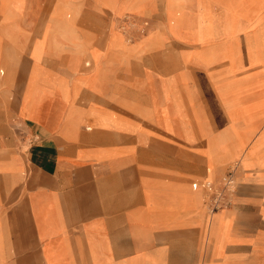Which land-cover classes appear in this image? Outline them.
<instances>
[{
    "label": "crops",
    "instance_id": "0c3cea01",
    "mask_svg": "<svg viewBox=\"0 0 264 264\" xmlns=\"http://www.w3.org/2000/svg\"><path fill=\"white\" fill-rule=\"evenodd\" d=\"M161 1L147 0L143 14L160 9L165 21ZM92 12L102 22L105 13H113L97 0ZM16 22L15 55L10 56L15 63L7 78H2L1 70L6 68L0 64V125L6 107L21 130L18 137H28L29 145L23 154L14 137L0 132V221L7 232L10 222L15 224L20 263L28 256L31 264H47L46 251H65L69 264H129L134 258L159 254L164 264H207V213L200 188L206 181V156L199 150L202 139L212 154V181H219L225 165L239 164L230 204L214 217L213 228L209 225V251L216 221H229L226 253L245 254V260H255L264 233V177L257 175L264 173V165L259 166L258 161L264 157V3L209 0V43L252 45L248 47V64L253 60V69L243 71L251 70L256 83L247 87L225 84L220 75L225 69L228 76L226 60L208 66V73L204 74L202 67L198 72L199 54L190 43L172 36H141L132 42L123 37L124 42L141 46L122 54L108 48L111 40L116 42L111 38L115 31L100 36L101 31L94 29L95 36L80 35L85 53L77 72L69 68V48L54 54L49 39L47 51L34 63L29 47L42 25L38 20L29 21L32 29L22 31ZM46 23L48 33L64 24ZM5 28L0 25L2 52L10 45ZM182 43L190 44L192 52L187 64L180 59L181 51L174 52ZM153 44L164 46L150 47ZM155 49L166 56L138 68V62ZM92 53L100 68L88 84L80 83L86 74L83 61ZM0 60L3 63L2 54ZM33 70L37 76L34 90L43 94L29 117L21 100ZM198 75L208 103V127L204 128L208 136L201 140L195 124V111L200 110L195 95ZM237 75L240 82L249 79L239 76L243 73ZM181 76L187 78L186 85ZM59 82L72 94L76 91L74 101L62 97ZM224 91L238 93L235 97L241 102L236 109L227 110L224 96L221 99L218 94ZM5 92L10 94L7 100ZM246 92L258 101L250 100L257 103L253 107L258 113L249 121H245ZM189 97L192 105L187 104ZM182 125L192 133L182 132ZM239 134L245 136L242 143ZM6 154L7 158H2ZM182 155L200 166L183 165ZM239 159H246L247 167ZM7 166L13 169H5ZM192 177H202V181L192 182L190 189L188 179ZM182 249L189 254H182ZM13 257L8 263H14Z\"/></svg>",
    "mask_w": 264,
    "mask_h": 264
},
{
    "label": "rangeland",
    "instance_id": "374dc122",
    "mask_svg": "<svg viewBox=\"0 0 264 264\" xmlns=\"http://www.w3.org/2000/svg\"><path fill=\"white\" fill-rule=\"evenodd\" d=\"M93 1L94 0H0V25L6 26L4 30V36L10 43V45H8L3 50V52L0 50V54L4 56V61L2 63L0 60V64H2L3 68L7 69L1 70V73L4 74L2 78H7L9 72H11L15 63V60L10 59V56L15 55V42L13 41V38L16 36V21H18L20 25L19 27L22 31H28L32 29L28 28L29 21L36 22L38 20L40 21L42 28L38 34V37L30 44L29 47V55L32 57L34 63L39 62L40 58L45 54V51H47L48 47H46L47 45L45 43L49 39V43L52 42L51 49L54 54L62 53L66 50L65 47L69 48L67 52L70 55L71 59L69 68L73 72H77V67L80 63V57L85 53V49L81 44L80 35L84 33H91L95 36L96 33L94 32V29H96L101 31L100 36H105L108 34V31L113 30L116 32V34H111V38H115L116 42L113 43V40H111L108 45V48H113L114 50L122 54L128 51L138 50V47L141 46V44H137L136 42H127L135 41L141 36H150L155 38L172 36L181 41L190 43L193 46L195 52L199 54L197 56V62L199 64H197V66H200L198 67V72L201 71L200 68L202 67V72L204 74L208 73V66L215 64L219 61L226 60L227 62L225 63L224 67L229 69V72L226 70L228 76H225V69H223L224 72L222 70L220 75L221 77H224L225 84H229L231 87H234V85L237 84H246L247 87L251 85L253 86V84L256 83L255 76H252L253 72L251 70H246V72H244V69H253L254 66L253 60H251V65L248 64V47L252 45H240L237 43H209V0H162L161 2L164 5L163 15L165 21L163 20L161 13L162 11L160 9L156 12H152L150 10L149 12L147 11L143 14V10L144 8H146L147 0H127L126 2L125 0H97L100 5L105 6L113 11L111 15L105 13L106 16L103 18L104 22L99 21V19L94 17V14L92 12ZM260 2L263 4L264 0H260ZM58 8L59 11L57 12L56 10ZM120 9H123V11ZM46 21H52L53 24L57 25H61L63 23L64 24L61 27H54V33H48L49 27ZM11 26L14 27L12 28ZM123 37L126 39L127 42H124ZM190 44L182 43L179 46V49L176 45H165L169 47L176 46L174 47V52L181 51L180 59H183V64H187L192 54V52L188 50L190 48ZM152 46L162 47L164 45L156 44L154 46L153 44L150 47ZM162 51H157V49H155L151 51L150 54H146L144 56L145 60L138 62L137 67H147V64H150L151 60L160 61L163 56H166V54ZM161 52L163 53L162 55L159 54ZM238 55H240L241 59H238ZM243 56H245V60L242 58ZM164 59L166 60V58ZM83 67L86 71V74L84 78L79 82L88 84L89 82L87 81H89V79H92V74L96 73L100 68V65L96 63L94 53H92V57H86V59H84ZM35 73L36 72H34V70L31 72L28 85L26 86L23 92L21 100V106L25 109V111L28 112L29 117L33 116V113L36 110V100L38 99V97H41V94H43L37 90H34V87L32 85L37 77L35 76ZM238 73H243V75L239 76L248 77V81L242 80L240 82V80H238ZM81 77H83V75L80 74V78ZM198 78L199 75L197 76L195 95L197 103L199 105V111L203 115V118L200 116L199 111L196 110L195 124L197 127L198 137L201 140L202 138H206V135L208 136V133L204 131L205 126L208 127V103L206 101L207 93L199 86V83H203V81L199 80ZM12 79L13 76L10 78V81ZM75 81L76 77L74 78L73 82L75 83ZM150 81H152L151 78ZM181 81L183 84H187V78H185L184 76H181ZM7 83L8 80L6 79V84ZM48 83L52 84L53 82L50 81ZM154 83L155 82L152 81V84ZM262 83L264 82L262 81ZM58 85L60 94L65 100L74 101L76 99V91L72 94V92L69 91V88H67L64 83L59 82ZM154 93L150 92L148 94L153 96ZM169 93H171L172 96H176V94L173 92ZM5 94L7 100L10 94L8 92H5ZM218 94L220 98L222 95L224 96L223 99H221L225 100L229 105L227 110H233V108L236 109L238 102H241L238 98L235 97L238 94L237 92L224 91V93L219 92ZM187 95H190V93H187ZM245 97V101L249 100L248 105H245V121H249L254 118L255 114L258 113L257 108L253 107V105L257 103H254L255 97L253 93L246 92ZM168 99H171V97H168ZM250 100L254 101L250 102ZM153 101L155 102L154 98ZM153 101H151L152 104H154ZM187 101V104H189L190 102V105H192L191 98ZM262 104L264 105V99L262 101ZM183 108L184 106H182V110ZM261 108L262 114H264V106H262ZM3 110L5 111V121L3 122V125H0V132H5V134L14 137L17 145L20 147L19 149L23 154H25L28 149L29 139L28 137H26L25 139L20 140V138L18 137V133L21 132V130L13 120V116L8 112L7 108L5 107V109ZM156 111L157 109H155V112ZM181 116L182 119H184L185 116L183 114ZM234 125L235 123H232L231 128L235 129ZM168 127L169 125L165 123V128L167 129ZM182 127V132H186V128L183 125ZM87 128L90 129V125ZM234 131L238 135L237 131ZM188 133L190 134L192 132L188 130L186 134ZM239 135L240 142L242 143L245 136L241 134ZM205 141L206 140L202 139V147H199V150L206 156L203 159V163L206 169V181H212L213 179L211 177V173L214 165L212 166L210 162L212 154H210L208 151V142L207 145H204ZM253 147L254 145L252 146V148ZM4 156L5 157L2 158L6 159L7 154ZM181 160L183 165L189 164L193 165V167L194 165L195 167L200 166V164L196 161H193L194 163L191 164L192 161L183 155L181 156ZM239 161L243 167H247L248 164L246 159H242V161L239 159ZM258 161L260 162L259 166L264 165V157H261V160L259 159ZM231 164L232 163L227 164L223 167L222 174ZM5 169L13 168L11 166H7ZM257 175L259 177H264V173L261 172ZM200 179H202V177H192L188 179L190 189L191 183L195 181H202ZM202 194L204 197L203 192ZM205 211L207 213L206 226L208 227L209 260L207 264H264V233H262L260 236V250L258 253H256L255 260H245V254L226 253L225 242L228 240L229 221H225L224 223H222L221 220L219 222L216 221V224L214 226V233L212 236V243L209 251V225H211V227L213 228L215 222L214 217H217L222 214L224 210L221 209L219 210V212L217 211L212 214H209L207 212V209H205ZM8 232H11L10 236ZM8 232L6 226L3 224L2 221H0V264H10L8 263V259H13V256H15L16 259L14 263L11 264H31L28 261V256L24 257L25 259L23 262H19V259L22 256V252L18 244V236L16 234L15 224L13 221L9 224ZM10 242L12 243L13 248L10 247ZM183 253L185 255L189 254L187 250L182 249V254ZM45 257L47 264H69L65 261V251H46ZM129 264L164 263L161 255L159 254L155 257L147 256L142 258H134L129 262Z\"/></svg>",
    "mask_w": 264,
    "mask_h": 264
},
{
    "label": "built area",
    "instance_id": "2783aa9c",
    "mask_svg": "<svg viewBox=\"0 0 264 264\" xmlns=\"http://www.w3.org/2000/svg\"><path fill=\"white\" fill-rule=\"evenodd\" d=\"M238 162L232 163L226 171L220 176L217 183L214 181H204L200 188L204 193V202L209 214L224 209L230 204L231 197L235 193L237 186ZM193 187H198L193 184Z\"/></svg>",
    "mask_w": 264,
    "mask_h": 264
}]
</instances>
